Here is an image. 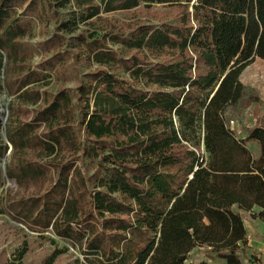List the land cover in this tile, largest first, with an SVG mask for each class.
I'll list each match as a JSON object with an SVG mask.
<instances>
[{
    "label": "trees",
    "instance_id": "trees-1",
    "mask_svg": "<svg viewBox=\"0 0 264 264\" xmlns=\"http://www.w3.org/2000/svg\"><path fill=\"white\" fill-rule=\"evenodd\" d=\"M140 4L175 12L102 19ZM48 27L45 55L26 66L23 40ZM255 58L264 0H0V95H14L0 189L3 175L6 190L37 185L13 215L79 252L77 264H246L245 213L264 219V125L239 137L228 120ZM68 70L72 88L40 90ZM195 248L213 262L188 261Z\"/></svg>",
    "mask_w": 264,
    "mask_h": 264
},
{
    "label": "rangeland",
    "instance_id": "rangeland-1",
    "mask_svg": "<svg viewBox=\"0 0 264 264\" xmlns=\"http://www.w3.org/2000/svg\"><path fill=\"white\" fill-rule=\"evenodd\" d=\"M174 8H169L162 4H153L145 6L138 5L130 10L115 11L112 13H102V19L105 22H116L118 24H159L162 21L169 20ZM51 29L33 28V35L25 38L23 41L30 50L26 66H35L45 55L40 48L43 39L50 35ZM47 85L40 87L50 95L57 88H72L74 86V73L68 70L66 76L59 73L47 79ZM240 81L245 87V96L237 104L232 112L231 128L239 137L244 136V128L255 124L264 125V60L255 58L248 64L240 74ZM14 100V95H0V117L5 120L10 114L9 104ZM31 106H23L22 111L18 112L20 118H29ZM228 120V121H229ZM229 123V122H228ZM3 136V130H0ZM253 142H248V147L257 154V149ZM8 153V152H7ZM4 162H0V168L3 169ZM9 176L3 175L2 182ZM27 186V185H26ZM19 187L15 181L13 187L6 190V186L0 189V264L2 262H14L17 264H77L73 252L69 249L63 250L64 245L59 238L53 236L44 230L28 227L22 220L13 215L11 204H14L20 198H26L28 193L33 192L37 185L29 184L28 187ZM10 208L11 211L8 209ZM251 216V215H250ZM74 250V249H72ZM246 259V264H255ZM207 260L213 262L208 252L203 248H195L189 255L188 261L199 262ZM214 264H217L214 262Z\"/></svg>",
    "mask_w": 264,
    "mask_h": 264
},
{
    "label": "crops",
    "instance_id": "crops-1",
    "mask_svg": "<svg viewBox=\"0 0 264 264\" xmlns=\"http://www.w3.org/2000/svg\"><path fill=\"white\" fill-rule=\"evenodd\" d=\"M254 147L258 149L256 142H253ZM246 212L244 218V225L247 234V251L246 255L252 256L250 262H255L253 258L261 257L259 261L256 258L255 264H264V219H259L250 216Z\"/></svg>",
    "mask_w": 264,
    "mask_h": 264
},
{
    "label": "water",
    "instance_id": "water-1",
    "mask_svg": "<svg viewBox=\"0 0 264 264\" xmlns=\"http://www.w3.org/2000/svg\"><path fill=\"white\" fill-rule=\"evenodd\" d=\"M22 222V221H21ZM27 225V224H26ZM28 226V225H27ZM29 227V226H28ZM50 229V228H49ZM51 230V229H50ZM51 232H52V230H51ZM53 233V232H52ZM59 241L60 242H62V244H64L65 246H67L72 252H73V255H74V257L75 258H77V259H79V260H83V258H82V256L80 255V253L79 252H77L76 250H72V248L70 247V246H68V245H66V243L63 241V240H61L60 238H59Z\"/></svg>",
    "mask_w": 264,
    "mask_h": 264
},
{
    "label": "built area",
    "instance_id": "built-area-1",
    "mask_svg": "<svg viewBox=\"0 0 264 264\" xmlns=\"http://www.w3.org/2000/svg\"><path fill=\"white\" fill-rule=\"evenodd\" d=\"M229 123H228V125L230 126V128H231V123H232V120H229L228 121ZM232 129V128H231ZM11 178H5L4 180H3V182H2V184H3V186H6L7 184H8V181L10 180ZM218 264V263H217Z\"/></svg>",
    "mask_w": 264,
    "mask_h": 264
}]
</instances>
